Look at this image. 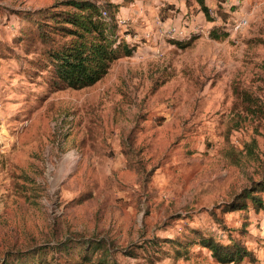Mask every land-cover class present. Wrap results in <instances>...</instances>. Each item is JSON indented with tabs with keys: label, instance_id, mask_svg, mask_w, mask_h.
Here are the masks:
<instances>
[{
	"label": "rangeland",
	"instance_id": "rangeland-1",
	"mask_svg": "<svg viewBox=\"0 0 264 264\" xmlns=\"http://www.w3.org/2000/svg\"><path fill=\"white\" fill-rule=\"evenodd\" d=\"M66 1L0 0V264H264V212L221 213L264 203V0H98L132 53L80 90L32 32Z\"/></svg>",
	"mask_w": 264,
	"mask_h": 264
},
{
	"label": "trees",
	"instance_id": "trees-1",
	"mask_svg": "<svg viewBox=\"0 0 264 264\" xmlns=\"http://www.w3.org/2000/svg\"><path fill=\"white\" fill-rule=\"evenodd\" d=\"M202 12L208 17V7L203 0H196ZM66 11L46 10V23L32 22V32L46 47V69L53 86L59 89L80 90L99 82L107 73L112 62L120 55L130 56L132 49L117 32L115 11L118 5L95 0H67ZM114 9L110 14L108 9ZM102 12L106 16H102ZM177 44V43H176ZM248 112L250 108H246ZM264 188V186H263ZM246 200H250L255 214L264 212L260 196L243 191L221 207V213L234 210L247 211ZM196 243L208 249L218 264H238L252 257L237 240L230 239L221 244L212 236L198 231ZM104 260L99 259L101 264Z\"/></svg>",
	"mask_w": 264,
	"mask_h": 264
},
{
	"label": "built area",
	"instance_id": "built-area-1",
	"mask_svg": "<svg viewBox=\"0 0 264 264\" xmlns=\"http://www.w3.org/2000/svg\"><path fill=\"white\" fill-rule=\"evenodd\" d=\"M102 16H106V13L105 12H102ZM117 24L120 25V24H125L124 22L122 21H117ZM240 25H237L236 27L238 28ZM169 35H170V38H174V37H180V38H183L184 36H186L185 32L183 31H178L176 30L175 28H172L170 31L167 32Z\"/></svg>",
	"mask_w": 264,
	"mask_h": 264
}]
</instances>
